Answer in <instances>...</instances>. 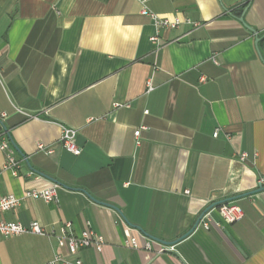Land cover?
Listing matches in <instances>:
<instances>
[{
    "label": "crops",
    "instance_id": "0c3cea01",
    "mask_svg": "<svg viewBox=\"0 0 264 264\" xmlns=\"http://www.w3.org/2000/svg\"><path fill=\"white\" fill-rule=\"evenodd\" d=\"M1 112L19 167L2 169L0 150V196L19 202L0 219L88 227L104 244L0 235V264H264V190L243 194L264 178V0H0ZM53 184L55 202L24 194ZM236 195L239 219L212 207L176 240ZM135 226L165 243L133 249Z\"/></svg>",
    "mask_w": 264,
    "mask_h": 264
},
{
    "label": "built area",
    "instance_id": "2783aa9c",
    "mask_svg": "<svg viewBox=\"0 0 264 264\" xmlns=\"http://www.w3.org/2000/svg\"><path fill=\"white\" fill-rule=\"evenodd\" d=\"M144 13H147L157 25L164 26H175L177 24L176 21H170L165 18H161L156 14L143 9ZM151 41L155 45V49L159 47V43L157 41V36L153 35L151 37ZM152 89L151 83L147 82L146 91ZM119 103H113V106H119ZM146 112V111H144ZM6 116V113H0V150L4 152L5 161L2 166V169L9 170L11 173H16L19 167V160H17L14 156V150L11 146V143L8 141V138L4 132L3 120ZM141 128L139 127L133 131V135L135 137V145L139 144V134ZM77 134V130L68 127H61V135L60 142L62 147L73 155H78L80 153V147L75 143V136ZM217 130L213 132V136H216ZM38 148L44 152H51V149L44 147L43 145H38ZM247 157L246 152L240 153L238 156L239 160H244ZM259 185H264V178L258 179ZM58 188L57 184H53L45 189H30L25 191V196L32 198H39L45 202H55L56 200V190ZM187 194L188 191H185ZM19 199L13 194H7L0 196V211H5L17 206ZM216 211L221 219L229 224L239 219L242 215V211L240 207L232 203H223L216 206ZM200 224L202 227L207 228L209 224L208 213L204 214L200 219ZM22 234H34L45 237H54L58 246H64L68 250L69 253H74L78 249L85 247H92L95 251L100 252L103 244L104 238L101 234L96 233L90 228H85L81 230L79 233H74L69 223H65L61 228L59 233L54 234L51 231L46 230L39 222L30 221L28 224H22L20 222L14 221H4L0 219V235L1 236H11V235H22ZM144 236L141 233H138L136 236L129 237L127 244L130 245L133 249H145L152 250L151 243L149 239L143 240ZM140 241V242H139ZM157 250L156 252H159ZM44 264H82L80 259H75L74 261H69L59 254H55L53 258L44 263Z\"/></svg>",
    "mask_w": 264,
    "mask_h": 264
},
{
    "label": "water",
    "instance_id": "95a60500",
    "mask_svg": "<svg viewBox=\"0 0 264 264\" xmlns=\"http://www.w3.org/2000/svg\"><path fill=\"white\" fill-rule=\"evenodd\" d=\"M239 19V21L240 22H243V19H242V17H240V18H238ZM252 32H253V30L252 29H250ZM4 126V125H3ZM4 128V132H5V134H6V136H7V138L10 140V135H9V132L7 131V129L5 128V127H3ZM11 142V141H10ZM12 144V143H11ZM12 146L14 147V145L12 144ZM15 148V147H14ZM57 184H60V183H57ZM61 185V184H60ZM61 186H64V185H61ZM261 190H264V185H259L256 189H254V190H251V191H248V192H245V193H243L244 195H248V194H251V193H254V192H257V191H261ZM90 199H92V200H94V201H96V202H99V203H102V202H100V201H98V200H96L95 198H93L91 195H89V194H87V193H85ZM239 196H241V195H236V196H234V197H230V198H226V199H221V200H218V201H215L214 203H212V204H210L206 209H204L203 211H202V213H200V215H199V217L196 219V221H195V223H194V225H193V227L192 228H190L186 233H184L183 235H181L178 239H176V240H180L181 238H183V237H185V236H187L193 229H194V227L199 223V221H200V219H201V217L209 210V209H211L212 207H216V206H218V205H220V204H223V203H226V202H229V201H231V200H234L235 198H237V197H239ZM102 204H106V203H102ZM111 206V205H110ZM113 208H115V207H113ZM135 228L144 236V237H147L148 239H151V240H153V241H157V242H159V243H165V242H163V241H161L160 239H158L157 237H155V236H153V235H150V234H148V233H146L141 227H139V226H135ZM175 240V241H176ZM172 242H174V241H172Z\"/></svg>",
    "mask_w": 264,
    "mask_h": 264
}]
</instances>
